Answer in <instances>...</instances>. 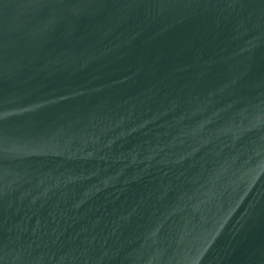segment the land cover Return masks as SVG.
I'll list each match as a JSON object with an SVG mask.
<instances>
[{
  "label": "water",
  "instance_id": "95a60500",
  "mask_svg": "<svg viewBox=\"0 0 264 264\" xmlns=\"http://www.w3.org/2000/svg\"><path fill=\"white\" fill-rule=\"evenodd\" d=\"M0 264H264V0H0Z\"/></svg>",
  "mask_w": 264,
  "mask_h": 264
}]
</instances>
